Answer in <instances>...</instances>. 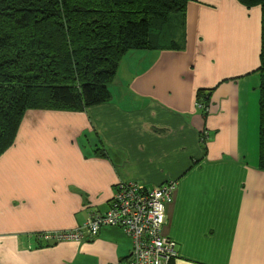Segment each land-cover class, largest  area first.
I'll list each match as a JSON object with an SVG mask.
<instances>
[{"label":"crops","instance_id":"obj_1","mask_svg":"<svg viewBox=\"0 0 264 264\" xmlns=\"http://www.w3.org/2000/svg\"><path fill=\"white\" fill-rule=\"evenodd\" d=\"M178 27V48L124 58L110 101L26 111L0 155V264L126 263L133 244L119 226L81 242L35 235L105 212L120 181L169 180L170 264H264L262 9L190 0Z\"/></svg>","mask_w":264,"mask_h":264},{"label":"trees","instance_id":"obj_2","mask_svg":"<svg viewBox=\"0 0 264 264\" xmlns=\"http://www.w3.org/2000/svg\"><path fill=\"white\" fill-rule=\"evenodd\" d=\"M239 1L262 9L257 71L264 170V0ZM189 2L0 0V155L13 145L27 110L82 111L110 101V87L130 52L178 48L174 36Z\"/></svg>","mask_w":264,"mask_h":264},{"label":"built area","instance_id":"obj_3","mask_svg":"<svg viewBox=\"0 0 264 264\" xmlns=\"http://www.w3.org/2000/svg\"><path fill=\"white\" fill-rule=\"evenodd\" d=\"M206 137L209 138L208 133ZM176 186L175 180L153 187L136 181H120L105 212L92 213L74 229L41 232L35 236L49 243L81 242L96 237L103 226H119L132 239L133 250L128 262L110 264H170L178 256L177 243L163 229Z\"/></svg>","mask_w":264,"mask_h":264},{"label":"rangeland","instance_id":"obj_4","mask_svg":"<svg viewBox=\"0 0 264 264\" xmlns=\"http://www.w3.org/2000/svg\"><path fill=\"white\" fill-rule=\"evenodd\" d=\"M179 34V33H178ZM193 50V49H192ZM120 68V67H119Z\"/></svg>","mask_w":264,"mask_h":264}]
</instances>
